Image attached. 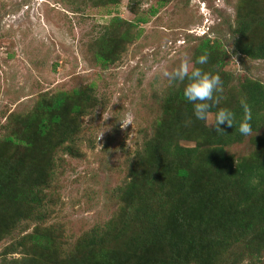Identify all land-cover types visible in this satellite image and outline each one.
Listing matches in <instances>:
<instances>
[{"label":"trees","instance_id":"1","mask_svg":"<svg viewBox=\"0 0 264 264\" xmlns=\"http://www.w3.org/2000/svg\"><path fill=\"white\" fill-rule=\"evenodd\" d=\"M92 1L97 5L119 2ZM155 10L149 8L150 14ZM236 12L234 24L227 25L233 55L264 60V0H239ZM146 21L142 15L135 22L111 17L91 45L93 63L103 68L113 63L119 43L138 34L134 23ZM220 43L217 38L200 39L191 60L207 53V63L196 66L220 76L217 108L231 109L239 119L240 101L247 103L252 133H257L247 135L251 152L242 157L227 153L225 147L247 136L237 133L235 126L221 125L223 132L211 131L192 117L191 105L180 93L183 85L168 88L145 146L157 167L142 176L130 171L132 177L118 189L124 207L121 214L129 222L94 225L70 250L61 252L55 231L50 225L42 226L50 205L41 186L57 148L71 155L77 152L79 118L96 98L89 84L39 94L28 111L8 116L3 127L11 131L0 139V237L17 222H36L30 232L2 248L0 264H211L218 248L230 242L235 223L242 227L240 232L253 231L254 253L264 250V83L249 77L232 83V74L222 70L227 56ZM10 121L16 125L9 126ZM17 126H22L20 132ZM179 138L193 140L195 145L182 146ZM16 142L22 151L15 161L7 146ZM212 177L216 187L205 182H212ZM249 206L253 207L240 213V218L233 214L236 208ZM15 253L19 256H12Z\"/></svg>","mask_w":264,"mask_h":264},{"label":"rangeland","instance_id":"2","mask_svg":"<svg viewBox=\"0 0 264 264\" xmlns=\"http://www.w3.org/2000/svg\"><path fill=\"white\" fill-rule=\"evenodd\" d=\"M160 2L119 0L116 5H97L92 0H0V139L11 131L3 127L8 116L28 111L39 94L89 84L96 98L79 118L81 130L74 141L77 152L71 155L57 148L41 186L50 205L42 226L50 225L55 231L61 252L70 250L94 225L129 222L121 214L124 207L118 189L132 177L130 171L142 176L157 167L145 146L165 91L174 89L162 70L170 71L183 59L192 62L193 48L200 39L217 38L227 56L222 70L232 74V83L243 77L264 83V60L232 53L227 25L235 22L239 0ZM151 7H156L153 14ZM138 15L147 21L134 23L138 34L119 43L113 63L106 68L94 64L91 45L111 17L135 22ZM128 121L131 124L124 125ZM200 122L208 128L206 121ZM10 124L14 127L16 122ZM21 128L16 129L20 132ZM247 138L225 147L226 152L248 155ZM178 144L190 147L195 142L179 138ZM7 150L16 161L22 146L16 142ZM166 175L162 177L168 188ZM205 182L217 186L213 177L212 182ZM252 207L236 208L233 214L240 218V213ZM35 223L17 222L0 237V252L13 238L30 232ZM239 228L235 223L230 242L218 248L211 264H264V250L254 253L257 239L253 231L240 232Z\"/></svg>","mask_w":264,"mask_h":264},{"label":"clouds","instance_id":"3","mask_svg":"<svg viewBox=\"0 0 264 264\" xmlns=\"http://www.w3.org/2000/svg\"><path fill=\"white\" fill-rule=\"evenodd\" d=\"M207 61V53L197 56L194 62L183 59L170 71L162 70V75L169 87L175 88L183 85L180 93L183 100L191 105L192 117L197 121H206L211 131L223 132L221 125L232 128L235 126L236 132L240 135H251V111L244 100L240 101L241 116L239 119L231 109L216 107L218 95L222 92L220 76L202 71L196 66L204 65ZM213 109H215L214 112ZM127 124L131 122L124 123V125Z\"/></svg>","mask_w":264,"mask_h":264}]
</instances>
